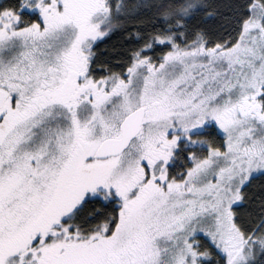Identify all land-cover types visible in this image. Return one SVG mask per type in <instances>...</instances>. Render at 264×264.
Wrapping results in <instances>:
<instances>
[{
  "label": "snow or ice",
  "instance_id": "6c2138e0",
  "mask_svg": "<svg viewBox=\"0 0 264 264\" xmlns=\"http://www.w3.org/2000/svg\"><path fill=\"white\" fill-rule=\"evenodd\" d=\"M0 264H264V0H0Z\"/></svg>",
  "mask_w": 264,
  "mask_h": 264
},
{
  "label": "trees",
  "instance_id": "16d2710c",
  "mask_svg": "<svg viewBox=\"0 0 264 264\" xmlns=\"http://www.w3.org/2000/svg\"><path fill=\"white\" fill-rule=\"evenodd\" d=\"M191 2H194V4H205L206 7H197L194 6L192 10H189V13H196L199 16H203L205 14H208L210 12H213L216 10L218 4L226 3L227 0H184V6L190 4ZM198 2V3H197ZM118 3L121 6V10L125 14H130L133 9L135 8H143L144 6H152L156 3V0H121V2L118 1ZM154 10V9H153ZM124 18V17H121ZM152 19L151 13L149 12L147 15H138V16H128L126 19V24L128 25H134L140 32V40L143 41L146 37V29L144 28V25L147 24ZM195 32H200V29H194ZM132 37L135 38V32L131 33ZM120 37L117 38V40ZM117 40H113L112 43H117ZM258 194V193H257ZM241 214L244 213V209L239 210Z\"/></svg>",
  "mask_w": 264,
  "mask_h": 264
},
{
  "label": "rangeland",
  "instance_id": "374dc122",
  "mask_svg": "<svg viewBox=\"0 0 264 264\" xmlns=\"http://www.w3.org/2000/svg\"><path fill=\"white\" fill-rule=\"evenodd\" d=\"M118 1L121 2V0H118ZM196 5L194 4V2H191L190 4L186 5L185 8L187 9V11H189V10H192L194 8V6H196Z\"/></svg>",
  "mask_w": 264,
  "mask_h": 264
}]
</instances>
